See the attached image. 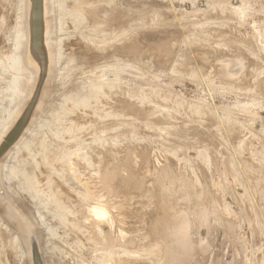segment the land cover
Segmentation results:
<instances>
[{"label": "rangeland", "instance_id": "rangeland-1", "mask_svg": "<svg viewBox=\"0 0 264 264\" xmlns=\"http://www.w3.org/2000/svg\"><path fill=\"white\" fill-rule=\"evenodd\" d=\"M11 1L0 148L22 126L0 154V194L26 252L0 220V264H35L34 245L42 264H264V0H42L38 48L30 34L19 47Z\"/></svg>", "mask_w": 264, "mask_h": 264}, {"label": "bare ground", "instance_id": "bare-ground-1", "mask_svg": "<svg viewBox=\"0 0 264 264\" xmlns=\"http://www.w3.org/2000/svg\"><path fill=\"white\" fill-rule=\"evenodd\" d=\"M2 1V0H1ZM11 1V0H10ZM12 2V1H11ZM2 3V2H1ZM14 9H15V14H16V25H15V34H16V40H17V42H18V45H19V47L20 48H22V46L24 45V43L25 42H27V39H28V37H29V34L32 36V40H33V43H34V45L36 46V48H38L37 47V44H41L43 47H44V44H43V38H42V26L44 25V23H45V19H44V12H43V10H42V4H43V1L42 0H14ZM76 5V4H75ZM88 5V4H87ZM79 6V5H78ZM82 6H84V5H82ZM89 7V6H88ZM78 8V7H77ZM54 9H55V5L53 6V9H52V7H51V5L49 4L48 6H47V9H46V13H47V16L49 17L50 16V11H52L53 10V12H54ZM72 9V8H71ZM75 10V9H74ZM82 10V9H81ZM5 12V11H4ZM76 13H78L77 11H75ZM74 11H73V13H75ZM76 13H75V15H76ZM80 13V12H79ZM68 15V14H67ZM80 14H78V16H79ZM90 15V14H89ZM66 16V15H65ZM81 16V15H80ZM91 16H92V14H91ZM73 17V16H72ZM88 17V16H87ZM81 19V18H80ZM80 19H77V20H80ZM75 20V19H74ZM92 20H93V18H92ZM47 22H48V19L46 20ZM80 23V21L77 23V21H76V24L78 25ZM82 24V23H81ZM80 25V24H79ZM132 38V37H131ZM139 39V38H138ZM130 42V41H129ZM48 43H51V40H48ZM122 43V42H121ZM79 44H80V42H79ZM128 44V43H127ZM84 45V44H83ZM131 44H129V46H130ZM128 47V46H127ZM129 48V47H128ZM133 48V47H132ZM77 49H78V47H77ZM84 49V48H83ZM130 50V49H129ZM133 50V49H132ZM79 51H80V49H79ZM41 54V53H40ZM22 56H23V53H22ZM41 56H42V58H43V61L44 60H46L47 58H48V56H47V54H41ZM153 56V55H152ZM59 57H60V54H59ZM21 61V60H20ZM22 69V68H21ZM55 75V72H54V74H53V76ZM28 78V80H29V77H27ZM27 81V80H26ZM48 81H50V79L48 80ZM47 81V82H48ZM16 82V81H15ZM51 82H52V78H51ZM50 84V83H49ZM25 86V85H24ZM73 87V86H72ZM74 87H77L76 85H74ZM15 88H17V87H15ZM79 89V88H78ZM29 90H30V87H28V89H27V91L29 92ZM80 91V90H79ZM73 94V93H72ZM77 94V93H76ZM87 94V93H86ZM80 95V94H79ZM89 95V94H88ZM78 96V95H77ZM70 98V97H69ZM80 99V98H79ZM52 100V99H51ZM76 100H78V99H76ZM44 102V101H43ZM18 107L19 106H17V109H18ZM43 109H45V108H43ZM14 111V110H13ZM21 111V110H20ZM19 111V112H20ZM18 112V113H19ZM4 116H9L7 119L9 120V118H10V114L9 113H6V114H4ZM3 116V117H4ZM66 118V117H65ZM53 121V120H52ZM55 121V120H54ZM1 124H4V122H3V120L0 122ZM30 131V130H29ZM28 131V132H29ZM32 135V134H31ZM33 136V135H32ZM37 141V140H36ZM26 144V142H23V144ZM33 144H35V142L33 143ZM32 144V145H33ZM20 146H22V144L20 145ZM17 148V147H16ZM16 148H15V150H16ZM22 148V147H21ZM32 148V147H31ZM146 149V148H145ZM150 150V149H149ZM148 151V150H147ZM146 152V151H145ZM28 156V155H27ZM135 156V155H134ZM151 157V156H150ZM112 158V157H111ZM148 158V157H147ZM123 159V158H122ZM110 160V159H109ZM111 161H112V159H111ZM134 161V160H133ZM153 161V160H152ZM47 162V161H46ZM113 162V161H112ZM123 162V161H122ZM165 162H166V160H165ZM165 162H163V164H165ZM168 162V161H167ZM29 164H34L32 161H29L28 162ZM48 163V162H47ZM116 163V162H115ZM132 163V162H131ZM130 163V164H131ZM152 163V162H151ZM154 163H155V160H154ZM108 164H110V162L108 163ZM113 164V163H112ZM133 164V163H132ZM146 164V163H145ZM145 164L143 163V165L145 166ZM148 164H149V162H148ZM170 164H171V162H170ZM173 164V163H172ZM98 165V164H97ZM152 165V164H151ZM156 165V164H155ZM25 166V168H27L28 169V166L27 165H24ZM109 166V165H108ZM168 166H170V165H168ZM172 166V165H171ZM170 166V167H171ZM143 167V166H142ZM147 167H148V165H147ZM155 167V166H154ZM166 167V166H165ZM96 168H99V166H96ZM102 168V167H101ZM110 168V167H109ZM144 169H146V167H143ZM141 169L140 171H143L144 169ZM161 168V167H160ZM169 168V167H168ZM30 169V168H29ZM38 169V168H37ZM62 169V168H61ZM66 169V168H65ZM135 169H137V167L135 168ZM134 169V170H135ZM148 169H149V167H148ZM169 169H172V168H169ZM150 170V169H149ZM158 170H159V168H158ZM157 170V171H158ZM163 170V169H162ZM33 171H36L35 169L33 170ZM82 171V170H81ZM99 171V170H98ZM97 171V172H98ZM136 171V170H135ZM139 171V170H138ZM145 171L146 170H144V173H145ZM165 171V170H164ZM169 171H171V170H169ZM102 172H103V170H102ZM101 172V173H102ZM107 172V171H106ZM104 173L103 174V178H101L102 179V181L104 182L103 183V186L101 185V187H106V188H110V187H108L107 186V177L108 176H110L111 175V173ZM147 172V171H146ZM163 172V171H162ZM1 173H2V171H1V168H0V176H2L1 175ZM58 173H60V171L58 172ZM62 173V172H61ZM101 173H100V175H101ZM134 173V172H133ZM155 173V172H154ZM172 173H173V171H172ZM40 174V173H39ZM63 174L65 175V177H64V175H62V177H64V179L65 180H67V181H69V182H71L73 185H75L76 187H77V189H84V193H89V194H93L95 191H96V189H97V187L99 188V185L97 186H95L94 185V183L96 184V182L94 181V183L92 182V181H87L86 180V184H85V181H81L82 183L84 182V187H83V185L81 186V183L79 182V179L78 178H75V179H73V177H74V175L71 173H69L67 170H65V171H63ZM135 174V173H134ZM140 174V173H139ZM138 174V175H139ZM141 174H142V172H141ZM140 174V175H141ZM147 174V173H146ZM11 175H12V173H11ZM36 175V174H35ZM60 175V174H59ZM99 175V176H100ZM137 175V176H138ZM139 175V176H140ZM144 175V174H143ZM142 175V176H143ZM171 175V174H170ZM31 176H33V175H31ZM99 176L97 177L98 179H100L99 178ZM144 176H146V175H144ZM93 178H95L94 176H92ZM101 177V176H100ZM141 177V176H140ZM61 178V177H60ZM97 178H95V179H97ZM108 178H110V177H108ZM16 179V178H15ZM59 179V178H58ZM88 179V178H87ZM138 179V178H137ZM140 179V178H139ZM1 180H2V178L0 177V183H1ZM31 180V179H30ZM53 180V179H52ZM64 180V181H65ZM94 180V179H93ZM134 180V179H133ZM141 180H142V178H141ZM28 181V180H27ZM48 181H50V180H48ZM57 180L55 179V182H56ZM60 181H62L63 183H64V185H66L65 184V182L63 181V180H59V184L61 185V186H64L63 185V183L62 182H60ZM98 181V180H97ZM101 181V180H100ZM121 181V180H120ZM18 182V181H17ZM20 182V181H19ZM30 182H32V181H30ZM51 182V181H50ZM99 182V181H98ZM123 182V181H122ZM122 182H121V185H122ZM13 183V182H12ZM21 183V182H20ZM57 183V182H56ZM67 183V182H66ZM93 183V184H92ZM100 183V182H99ZM102 183V182H101ZM114 183V182H113ZM117 183V182H116ZM119 183V182H118ZM152 183V182H151ZM154 183V182H153ZM153 183H152V185H153ZM33 184V183H32ZM53 184V182H51V185ZM110 184H111V182H110ZM142 184V183H141ZM141 184L139 185L138 184V186H141ZM27 185V184H26ZM50 185V184H49ZM54 185V184H53ZM115 185V184H114ZM117 185V184H116ZM115 185V186H116ZM120 185V186H121ZM21 186H22V183H21ZM68 186V184L66 185V187ZM115 186H113L114 188H115ZM128 186V185H127ZM129 186H130V184H129ZM143 186V185H142ZM141 186V187H142ZM154 186V185H153ZM18 187V186H17ZM51 187V186H50ZM53 187V186H52ZM56 187V186H55ZM58 187V186H57ZM56 187V188H57ZM70 187V186H69ZM86 187V188H85ZM112 187V186H111ZM151 187V186H150ZM0 188H1V184H0ZM23 188V187H22ZM25 188V187H24ZM27 188V187H26ZM58 188H61V187H58ZM63 188V187H62ZM73 189H74V187H72ZM71 188V189H72ZM106 188H104V190H106ZM125 188V187H124ZM132 188V187H131ZM130 188V190H132ZM134 188H136V185H135V187ZM133 188V189H134ZM140 188V187H139ZM66 189V188H65ZM72 189V190H73ZM76 189V190H77ZM102 189V188H101ZM100 189V190H101ZM111 189V188H110ZM113 189V188H112ZM111 189V190H112ZM116 189H118L117 187H116ZM115 189V190H116ZM120 189V188H119ZM129 189V188H128ZM25 190V189H24ZM53 190V189H52ZM68 190V189H67ZM94 190V191H93ZM115 190H113V193H114V195H115V197H116V192H118V194H117V197L116 198H120V196H121V194L122 193H126V192H124L125 190L123 189V187H122V189H121V191L119 190V191H116V192H114ZM124 190V191H123ZM136 190V189H135ZM9 191V190H8ZM13 191V190H12ZM22 191V190H21ZM62 191V190H61ZM64 191V190H63ZM71 191V190H70ZM81 191V190H80ZM86 191V192H85ZM98 191V190H97ZM96 191V192H97ZM106 191H108V189L106 190ZM75 192V191H74ZM77 192V191H76ZM83 192V191H82ZM119 192L121 193L120 194V196H119ZM13 193V192H12ZM113 193L111 194L112 196H113ZM128 193V192H127ZM64 194H65V191H64ZM99 194V193H98ZM97 194V195H98ZM101 194V193H100ZM100 194L98 195V196H100ZM18 195V194H17ZM68 195V194H67ZM102 195V194H101ZM110 195V194H109ZM15 196V195H14ZM112 196H110V197H112ZM122 196H123V194H122ZM122 196H121V198L120 199H122ZM2 197H3V195L2 194H0V220L1 221H3V223H5V225L7 226V227H11L10 229H11V231L14 233V240L16 241V243L17 244H19V245H21L22 246V248H21V246L19 247L18 245H17V247H19L20 249H19V251H20V255L24 258V260H25V248H23V239H22V236H19V232L18 231H16L14 228V226H11L10 225V223H8V222H6L7 220H6V209H5V207L3 206L4 204L2 203L4 200H2ZM19 197V196H18ZM18 197H16V198H18ZM66 197V196H65ZM109 197V198H110ZM126 197V196H125ZM24 198V197H23ZM113 198V197H112ZM118 198V199H119ZM138 198V197H137ZM19 199V198H18ZM101 199V198H100ZM111 199V198H110ZM118 199L116 200L117 201V203L119 204V202H118ZM125 199V198H124ZM140 199V198H139ZM139 199H135L136 200V202H137V200H139ZM149 199H151V198H149ZM149 199H148V201H149ZM113 200V199H112ZM126 200V199H125ZM164 200V199H163ZM8 201V200H7ZM20 201V200H19ZM19 201H16L17 203H18V205L19 206H21V204H20V202ZM97 201V200H96ZM96 201H94V202H96ZM114 201H115V199H114ZM132 201V200H131ZM131 201H130V203H131ZM161 200H159V202H160ZM167 201V200H166ZM98 202V201H97ZM105 202V201H104ZM108 202V201H107ZM111 201H109V203H110ZM113 202V201H112ZM121 202V201H120ZM127 202H128V200H127ZM133 202V201H132ZM135 202V201H134ZM141 202H142V200H141ZM164 202V201H163ZM114 203H116V202H113L112 204H114ZM124 203V202H123ZM7 205L9 204V203H6ZM65 204V203H64ZM99 204V203H98ZM101 204L102 205H105L104 203H102L101 202ZM108 204V203H107ZM111 204V205H112ZM120 204H122V202L120 203ZM129 204V203H128ZM136 204H139V203H136ZM92 205V204H91ZM115 205V204H114ZM125 206H128V205H126V203L124 204ZM66 206V205H65ZM72 206V205H71ZM106 206V205H105ZM116 206V205H115ZM162 206V205H161ZM163 207H164V204H163V206L161 207L162 209H163ZM166 207V206H165ZM167 208H170V206H168ZM167 208H165V210L167 209ZM173 208V207H172ZM9 209H10V211H11V207H9ZM161 209V211H163ZM70 210H72V209H70ZM172 210V209H171ZM160 209H159V214H160ZM169 211V210H168ZM91 212L93 213V214H95V215H97V216H99V217H101V218H106V216H107V218H108V212H107V210L105 209V208H103V207H101L100 205H93L92 206V208H91ZM165 212V211H164ZM171 212V211H170ZM162 213V212H161ZM169 213V212H168ZM176 213H178L177 214V217H175V215L171 218L172 219V221L174 222V224H172V225H170V226H167V228H168V230L170 229V230H175V228L182 222V221H178V220H176V219H178L179 217H180V220H183L185 217V213H184V211L183 210H177L176 211ZM10 214V213H9ZM8 214V215H9ZM174 214V213H173ZM11 215V214H10ZM14 215H16V214H14ZM160 215H162V214H160ZM159 215V216H160ZM12 216V215H11ZM164 216V215H163ZM110 218V217H109ZM108 218V219H109ZM160 218V217H159ZM159 218H157V220H156V222H155V225H157L158 223V220L160 221L159 223H161V221H162V223H163V226H164V224L165 225H167V220H165V217H162V219H159ZM182 218V219H181ZM177 221H175V220ZM185 220V219H184ZM35 222V221H34ZM179 222V223H178ZM36 223H37V221H36ZM36 223H35V226H36V229H37V231H38V233H39V235H41V233L39 232L40 231V227L39 226H37L36 225ZM38 225H39V223H37ZM170 224H171V222H170ZM10 225V226H9ZM74 226H75V224H73ZM160 225V224H159ZM158 225V226H159ZM17 226H18V228L20 227V223L18 222L17 223ZM22 226V228L20 227L19 229L21 230L22 229V234H23V231H26V228L24 227V225H21ZM77 226V225H76ZM162 226V227H163ZM76 229H77V227H76ZM169 230V231H170ZM172 231V232H173ZM18 233V234H17ZM170 233V232H169ZM172 234V233H171ZM24 235V234H23ZM38 235V236H39ZM26 236V235H25ZM37 236V237H38ZM180 236H181V234H180ZM28 238V237H27ZM37 239V238H36ZM38 239H40V238H38ZM46 239L47 238H45V245H44V242H43V247H44V250H45V253L47 254V255H49L50 254V252H51V246L50 245H52V242H51V244L49 245V242H47L48 243V245H47V243H46ZM27 239H25V241H26ZM29 242V241H28ZM25 245H27V244H25ZM40 245V244H39ZM41 246V245H40ZM51 248H50V247ZM54 246V245H53ZM26 247V246H25ZM62 249H64L63 247H61ZM60 248V249H61ZM25 249V250H24ZM61 249V250H62ZM64 252V251H63ZM63 252L61 251V253L63 254ZM62 254H61V256H62ZM64 256H65V254H64ZM56 258V257H55ZM65 261H68V260H65ZM62 262V261H61ZM64 263V262H63ZM54 264H56L55 262H54Z\"/></svg>", "mask_w": 264, "mask_h": 264}, {"label": "water", "instance_id": "water-1", "mask_svg": "<svg viewBox=\"0 0 264 264\" xmlns=\"http://www.w3.org/2000/svg\"><path fill=\"white\" fill-rule=\"evenodd\" d=\"M42 71H46V68L44 66H42ZM39 88V87H38ZM22 123V122H21ZM21 123H18V125L16 126L15 130L13 132H11L7 138H5V141H3V144L0 148V154L4 153L8 148L9 146H11V144H13V142L15 141L16 139V136H17V133L19 132V129L21 128L22 124ZM33 254H34V261H35V264H42V261L40 259V256L38 254V251L34 245L33 247Z\"/></svg>", "mask_w": 264, "mask_h": 264}]
</instances>
